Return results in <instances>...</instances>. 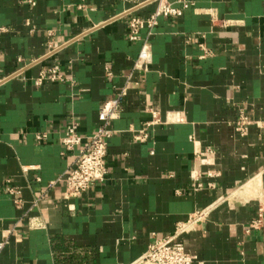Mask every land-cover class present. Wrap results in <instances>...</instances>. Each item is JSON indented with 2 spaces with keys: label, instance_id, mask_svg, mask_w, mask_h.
Masks as SVG:
<instances>
[{
  "label": "crops",
  "instance_id": "0c3cea01",
  "mask_svg": "<svg viewBox=\"0 0 264 264\" xmlns=\"http://www.w3.org/2000/svg\"><path fill=\"white\" fill-rule=\"evenodd\" d=\"M192 1L132 42L128 18L157 2L0 0V264H139L156 237L206 209L181 237L197 264H264V220L250 228L264 208V0ZM145 41L154 61L143 74L133 68ZM49 68L68 80L38 85ZM124 86L106 179L69 200L62 183L47 190L78 153L63 154L68 124L93 134ZM243 106L246 136L234 127ZM153 109L162 121L135 141Z\"/></svg>",
  "mask_w": 264,
  "mask_h": 264
},
{
  "label": "built area",
  "instance_id": "2783aa9c",
  "mask_svg": "<svg viewBox=\"0 0 264 264\" xmlns=\"http://www.w3.org/2000/svg\"><path fill=\"white\" fill-rule=\"evenodd\" d=\"M33 3L34 0H28ZM133 4L130 10L139 8L140 6L157 2V9L148 17L132 16L128 18L127 25L129 30V39L132 42L141 40V32L144 28L153 30L160 21V18L177 17L184 13V10L193 6L192 0H123ZM126 13L128 14L129 11ZM216 21V17L213 18ZM5 28H0V32ZM208 53V50H206ZM154 55L151 44L145 41L142 44L139 57L135 63L133 71H140L143 74L149 71L153 64ZM109 76L113 73L109 67L106 68ZM133 72L127 74V82L132 78ZM46 79L67 81L68 78L61 73L57 68H49L41 72L37 80V84L41 85ZM128 94L127 87L116 88V95L110 98L99 112L100 125L96 131L86 136L79 130L80 124L76 120H71L68 124L63 136L61 138L64 146L63 154L67 155L71 152L73 160L71 161L70 168L64 176L49 183L47 190L53 189L58 183H62L65 187L64 198L69 200L73 197H78L89 190H91L99 182H103L108 173V153L109 141L114 134L112 128L113 121L119 119L122 114V102ZM153 120L146 123V126L137 131L134 138L135 141L143 142L149 138L147 127H151L162 121L161 113L157 109L152 110ZM254 123L251 112L246 106L240 107L239 116L234 123L236 131L241 136H246L249 133L250 126ZM49 132H37L36 139L38 142L47 140ZM29 170V168H25ZM202 184H198L201 188ZM7 190L14 196V202L17 207L23 204L21 194L22 190L19 187L8 186ZM46 196V191L38 193L35 199V205ZM210 209L198 211L195 213L193 220L187 224L180 223L173 234L156 237L155 240L149 245L148 251L139 264H197V256L188 251L185 242L181 237L192 228L200 219L209 214ZM264 220V208L259 209L258 217L252 221L250 228H260ZM30 225L32 228H41L43 225L40 222L31 220ZM7 245L6 239H0V254L4 251Z\"/></svg>",
  "mask_w": 264,
  "mask_h": 264
}]
</instances>
